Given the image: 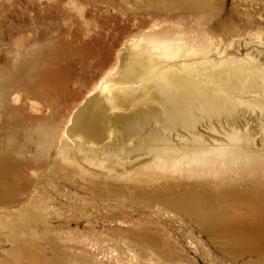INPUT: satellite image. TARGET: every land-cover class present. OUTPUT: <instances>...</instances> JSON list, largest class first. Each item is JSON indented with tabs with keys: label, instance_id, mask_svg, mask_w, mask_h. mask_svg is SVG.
I'll list each match as a JSON object with an SVG mask.
<instances>
[{
	"label": "bare ground",
	"instance_id": "bare-ground-1",
	"mask_svg": "<svg viewBox=\"0 0 264 264\" xmlns=\"http://www.w3.org/2000/svg\"><path fill=\"white\" fill-rule=\"evenodd\" d=\"M16 33L6 39L19 51L20 60L16 66L9 60L0 66L5 75L0 99V205L17 204L20 222L37 219V188L20 196L27 192L32 175L65 169L58 167L59 157L103 181L124 179L108 196L224 238L231 259L249 255L264 264V140L248 126L253 108L238 110L260 103L262 71L211 57L206 41L192 47L169 35L148 33L131 42L137 51L120 53L109 73L73 105L63 143L47 155L24 148L18 132L40 120L47 109L54 116L59 104L78 96L69 86L70 74L74 82L85 76L74 67H89V55L64 33ZM13 38H19L18 44ZM26 103L36 117L25 113ZM235 113L240 126L222 119ZM105 131L109 140L100 145ZM95 153L110 158L106 172L84 169L101 166ZM75 155L87 164L76 162ZM143 236L159 243L167 240L156 232ZM14 243L13 256L36 255L21 240ZM162 253L166 259L178 257L172 251Z\"/></svg>",
	"mask_w": 264,
	"mask_h": 264
},
{
	"label": "rangeland",
	"instance_id": "rangeland-1",
	"mask_svg": "<svg viewBox=\"0 0 264 264\" xmlns=\"http://www.w3.org/2000/svg\"><path fill=\"white\" fill-rule=\"evenodd\" d=\"M18 31L52 36L64 33L89 55V67H74L77 74L82 70L80 74L86 75L74 82L70 74L69 86L78 96L59 104L54 116L47 109L40 120L22 126L18 132L24 148L47 155L63 143L62 131L73 105L109 73L120 53L137 51L131 42L148 33L169 35L192 47L206 41L211 57L228 58L264 73V0H0V66L7 60L16 66L20 60L19 51L6 39ZM13 41L18 44L19 38ZM4 85L5 75L0 70V99ZM259 102L238 110L253 108L248 126L252 132H261L264 140V96ZM25 113L36 117L28 103ZM236 113L222 119L239 125ZM107 133L98 144L109 140ZM95 154L101 166L84 169L96 174L106 172L110 158ZM75 160L87 164L80 155H75ZM56 161L65 169L32 175L31 185L20 196L23 199L37 188L38 205L33 210L37 219L20 222L17 204L0 205V264H166V260L179 264H257L249 255L231 259L224 238L205 235L186 221L142 204L108 196L124 179L110 177L103 181L59 157ZM155 232L167 240L159 243L143 236ZM14 239L29 245L36 255L32 259L13 256ZM162 251H172L178 257L167 254L166 259Z\"/></svg>",
	"mask_w": 264,
	"mask_h": 264
}]
</instances>
